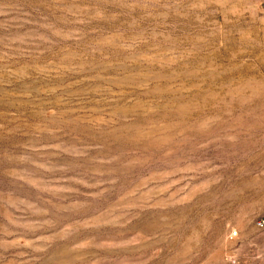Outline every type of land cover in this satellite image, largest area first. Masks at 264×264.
<instances>
[{
	"label": "rangeland",
	"instance_id": "rangeland-1",
	"mask_svg": "<svg viewBox=\"0 0 264 264\" xmlns=\"http://www.w3.org/2000/svg\"><path fill=\"white\" fill-rule=\"evenodd\" d=\"M259 219L264 0H0V264H264Z\"/></svg>",
	"mask_w": 264,
	"mask_h": 264
},
{
	"label": "built area",
	"instance_id": "built-area-1",
	"mask_svg": "<svg viewBox=\"0 0 264 264\" xmlns=\"http://www.w3.org/2000/svg\"><path fill=\"white\" fill-rule=\"evenodd\" d=\"M255 226L258 229H263L264 228V220L263 219L257 220L256 223H255ZM234 235H236V233ZM261 255L264 256V247L261 250Z\"/></svg>",
	"mask_w": 264,
	"mask_h": 264
}]
</instances>
